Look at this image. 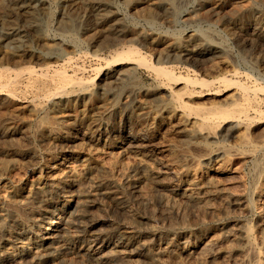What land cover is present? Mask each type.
<instances>
[{"label":"bare ground","instance_id":"obj_1","mask_svg":"<svg viewBox=\"0 0 264 264\" xmlns=\"http://www.w3.org/2000/svg\"><path fill=\"white\" fill-rule=\"evenodd\" d=\"M62 1H67L74 9V5L78 0ZM147 1L150 2V8L153 9L164 7L167 12L170 10L171 13L177 10V0ZM16 5H20L19 7L23 10H30L29 8L31 7L29 4H25L23 0H16ZM93 6L98 22H110L113 15L110 12L107 0H93ZM30 11L32 12L33 10ZM71 17H67L66 21H63L64 24H62V26L60 25L63 30H66L68 27L70 28V26H67L68 22L71 23L69 20H76L75 18L71 19ZM33 19H35V17ZM116 22L112 24L117 27L112 28V26H110V29H108L109 27L107 28V35L117 33L121 31L122 28L124 29V27L118 28L121 26ZM256 36H264V23L256 28ZM149 38H151V34L147 32H140L135 35V39L141 41L148 40ZM241 39L244 41L249 40V38L245 36H241ZM202 42L203 38L191 36L186 40H181L170 45L166 49V52L169 53L172 51L173 53L174 51L177 54L180 53V55L185 56L187 59H192L195 55L197 56V54L205 53V51H199V46H201ZM210 50L211 53H220L223 47L212 45ZM114 62L116 64V69L112 72L111 76L109 75V81L106 80L108 83L120 82L121 84H125L135 73L139 72L138 70L141 67H146L154 73L155 79L158 82L157 88L153 91L145 90V93L147 91V94L149 93L160 100L154 113V121L158 125L177 124L179 130L182 132L181 135H183L184 143L178 146L179 148L175 145L171 146L169 149L170 158L168 160L157 159L159 160L157 161V156L155 159L152 158L153 156H150L153 152H149L151 153L150 155L147 152V154H145L139 145L140 143L138 144L137 142L136 144L137 136H135V134L127 136L128 138L124 139L117 136L118 139H120L116 146L118 151L114 152L111 150L112 152H108L113 156L112 159L114 160L111 162H107L106 160L105 162L103 158V155L106 154L104 153V149L106 146H109V144L106 145V143H104L105 146L100 148L98 146H96V148H92V146L87 148V146H85V150L81 143H79L80 141L77 140L78 136L76 132H71L69 131L70 129H64L56 124L55 126L50 125L51 121L45 122V120H43V122L39 124V128L36 132V138L39 141L47 140L49 143L48 146H52L54 143H58L55 141L68 140L74 143V150H70L69 147L71 146L68 147V150L67 145V150L65 152L62 151L61 155L58 157H53L50 154L47 157V159L49 158L50 160L45 163L44 169L40 172H36L31 182L28 180L26 188L27 196L40 199L38 202L39 206L37 209L30 211L26 217V222L25 220L16 219L17 221H15L14 224L16 226V232L5 230L6 232L0 235V245L3 244L4 247V250H0V264H53L52 256L63 247L71 252H78L88 256L90 259H103L107 264L116 262L113 257H116V254H122L127 256V258L129 257V264H167V261L169 264H264V204L261 202L262 200L264 202V189L262 188V192L257 190L256 187L253 189V185L257 184L259 180L261 181V178L264 177V139H262L260 143L257 141V143H255L252 141L253 138L250 139L249 136V131L253 126L264 119V116L260 117L262 113L259 108L263 106H260L261 104L258 99V92H263L264 87H253L249 86L247 83L244 84L243 82L233 81L234 79L220 78L218 81L225 85L228 84L229 87H232L231 89H233V91L226 98V101H224L226 102V106L217 104L215 103L216 101H213L212 104L211 102L208 103L211 105L207 106L201 105L200 100L206 99L208 102L209 100H213L211 97L213 95L214 98L216 92H214L212 86L214 80L208 81L198 78L195 75L197 72H195L194 69L191 70L189 67L187 68L188 77L178 76L176 72H174L173 66H156L149 62L146 57L139 53L137 47H128V49L118 53ZM64 63L65 67H70L71 59H65ZM175 68L177 69L178 66ZM34 69L35 68L25 67L17 72L14 70L15 72L11 73L12 75L8 74L6 76H1V74L0 79L3 84L10 83L15 87L25 82L29 87L37 89V92L39 89L44 97H50V100L48 99L49 101L52 99L56 100L58 97H65L66 99H64V102H75L81 99L86 101L87 99L89 101L94 100L93 102L96 104L97 102H102V100L108 96L109 89L100 83L97 86H92V88L87 85L85 80L84 82L75 83V79L69 78L66 75L67 72L65 73V71L62 70H54L55 72H53V70L50 71L49 69H43L41 71ZM233 72L234 74L238 73L236 71ZM189 73H192V75ZM91 82L92 81L89 83ZM124 88L126 87L124 86ZM126 89L128 91V88ZM136 90H129L127 96L129 97L136 92ZM152 96L151 98H154ZM113 99H115V97ZM82 102L85 103L84 101ZM77 103H75V106ZM113 103L114 105L116 104L115 102ZM57 106H61L59 100L54 101L52 110L55 111ZM98 106L100 107V105ZM105 106L103 107L105 108ZM40 108L34 107L33 105V109L29 113L32 112L37 114L40 112ZM101 111H103V108ZM83 112L85 113V110H83ZM93 112L95 113V111ZM98 112L99 113L96 112L98 115L93 114L99 117L100 111L98 110ZM95 116L93 117L94 120L96 118ZM88 117L90 118L92 115ZM83 118L85 119V117ZM103 118H105V116ZM152 118L151 120H153ZM255 119H259V121ZM103 120L105 121V119ZM112 120L113 119L110 121L112 122ZM154 121L153 123H155ZM70 123L72 122L70 121ZM82 123L83 122H81V124ZM227 123L233 125L232 128H234V132L232 134L233 137L236 138V146L234 145L235 148H233L234 146L232 147L235 151H233V149L231 151L237 153L236 151H246V148H249L247 150L255 155L254 162H252L253 165L251 166L252 171L250 173L252 174L251 179L253 181L251 188H241L238 186L241 174L239 176L236 171L226 170L222 166H219L220 168L217 170H215L216 167H211L206 171H201L199 167L192 168L190 166L195 161L198 163V156L193 155L190 149H188L190 146H195L196 149L197 147H202L201 149L205 148V154L203 156L201 155L203 159L215 160V162L216 159H224L229 154L231 147H227L228 149L225 150H220L221 148L213 150V148H211V146H213V141L217 139L219 133L225 130V125ZM99 124L97 126H99ZM107 124L109 126L111 125L109 123ZM153 126L155 125L153 124ZM108 130L109 129H107V131ZM105 131L101 130L100 126L93 131L90 130V132H88V138L92 143H88L96 144L103 140V133ZM0 133L11 137L14 135V131L8 128H0ZM109 133L116 135L114 131ZM153 133L149 134L153 135ZM110 137L115 138V136ZM261 138H264V135H262ZM233 141H235L234 138ZM82 142H85V140H82ZM51 149L52 148L49 150L51 151ZM127 151L133 152L132 154H135L137 158H135L136 160L134 163L124 161L126 165H121V159L125 158H123V154ZM26 156H29L32 160L39 158L40 155L34 150L33 152L27 153ZM194 165L196 166V164ZM80 168L84 170L85 177H87L86 179H89V182H93L92 186L88 189L84 186L85 182L81 179L82 177H79L80 174H77ZM116 170L121 172L117 174L118 172L116 173ZM250 176L251 175H249V177ZM236 185L238 188L235 187ZM120 189H129L136 193V195L138 193L139 198H137L138 206H136V210L131 209L132 211H129L127 207L124 206V198L119 194ZM98 190L107 195H112L117 207L122 211V215H124V217L120 219L121 221L114 222L113 224L109 223L111 231L118 235L114 237L115 239L113 242H108L99 237L98 234L92 235L88 242H84V244L83 242L80 245L63 243V241H66L64 239L65 235L72 231L74 223H77V221L81 222L85 215H87L85 207L88 198L94 195ZM214 202H218L219 207H215ZM89 203L91 204L90 201ZM233 207L241 213L254 216V220L250 222L249 220L238 221L234 219L231 215V211L236 210H232L231 208ZM84 212L86 214H84ZM95 215L93 214V217H90L91 219L89 218L90 220L87 218L92 224L101 222L100 219L94 217ZM216 215H218V217L215 222H213V217H216ZM90 216H92V213ZM208 216L211 218L210 220H212L209 227L207 226L208 223H205ZM174 219H176V221L179 219V223H173ZM24 223L27 224L26 232H17L24 226ZM81 225L82 229H84L82 223ZM175 225H179V228L176 227L177 229H173ZM10 243H16L18 246L8 248ZM106 248H110L109 252L105 251ZM56 255L58 256V254Z\"/></svg>","mask_w":264,"mask_h":264},{"label":"rangeland","instance_id":"obj_2","mask_svg":"<svg viewBox=\"0 0 264 264\" xmlns=\"http://www.w3.org/2000/svg\"><path fill=\"white\" fill-rule=\"evenodd\" d=\"M23 1L25 4L27 3L31 6L29 9L33 10L32 12L28 9H21V7H19L20 5H16V0H0V75L2 74L1 76H6L25 67L35 68L34 70L39 71L43 69H49L50 71L53 70V72L62 70L65 71V73L67 72L66 75L69 78L75 79V83L84 82L85 80L90 87L97 86L100 83L109 89V93L102 102H97L96 104L93 102L94 100H91V102L87 99L86 101L81 99L75 102H64V99H66L65 97H58L56 100L52 99L49 101L50 97H44L39 89L37 92V89L29 87L25 82L15 87L10 83L3 84L0 79V128H8L14 131L13 137L0 133V235L6 231L16 232V226L14 225L15 221L25 220L26 222V217L30 211L38 208V202L40 199L27 196L26 188L28 180L31 182L35 173L44 169L45 163L50 160L49 158L47 159V157L50 154L53 157H58L61 155L62 151L65 152L69 146H71L69 147L70 150H74V143L68 140L55 141L58 143H54L52 146H48L49 143L47 140L39 141L36 138V132L39 128V124L43 122V120H45V122L51 121L50 125L55 126L56 124L64 129H70L69 131L71 132H76L78 136L77 140L80 141L79 143H81L85 150V146H87V148L91 146L92 148H96V146L100 148L105 146L104 143H106V145L109 144V146H106L104 149V153L107 154L103 155L105 162L106 160L107 162L114 160L112 159L113 156L108 152L118 151L116 146L120 139H118L117 136L124 139L128 138L127 136L135 134V136H137L136 144L137 142L138 144L140 143L139 145L145 154L148 153L150 155L153 152L150 155L151 157L153 156V159H155L156 156L160 157H156V160H168L170 158L169 149L171 146L175 145L178 147L184 143L183 135H181L182 132L179 130L177 124L158 125L154 121V113L160 100L149 93L147 94V91L145 93V90L153 91L158 86V82L152 71L146 67H141L138 70L139 72L135 73L129 81L127 80V85L126 83L121 84L120 82L108 83L110 79L109 75L111 76L112 72L116 69V64L114 62L116 56H118V53L123 50L128 49V47H137L139 53L156 66H173L174 72H176L178 76L181 75V77H188L189 75H187L186 70L189 67V69H194V71L197 72L195 75L198 78L206 79L208 81L214 80V83L212 84L214 92L216 91L219 94L215 92L214 98L213 95L211 97L213 100L210 98L212 101L209 100V102L208 100L206 101V99L200 100L201 105L209 106L213 101H216L215 103L226 106V102L224 101H226V98L232 93L233 89H231L232 87H229L228 84L227 86L218 81L220 78L234 79L233 81L243 82L244 84L247 83L249 86L253 87H264V36H256V28L264 23V0H230L225 2L223 0H177V10L174 11L175 13H171L170 10L167 12L164 7H158L156 9L150 8V2L147 0H107L113 17L110 22L102 23L97 21L93 0H78L74 5V9L67 3V1L62 0ZM29 15H33L35 19H33V16ZM69 16L71 19L75 18L76 20H69L71 23L68 22L67 26H70V28H66V30L68 29L66 31L63 30L61 26ZM113 22H116L121 26L118 28L124 27V29L122 28L121 31H118L117 33L107 35L106 30L110 29V26H112V28L117 27L112 24ZM140 32L151 34V38L145 41L135 39V35ZM191 36H194L195 38H203V42L201 43V46H199V51H205V53L197 54L194 58L187 59L185 56L180 55V53H178V55L174 51L173 53L172 51L169 53L166 52V49L170 45L181 40H186ZM241 36H245L246 38H249V40L244 41L241 39ZM212 45L223 47V50L220 53H211L210 49ZM68 58L71 59V64L70 67H65L64 61ZM177 66L178 68L176 69L175 67ZM233 71L238 73L234 74ZM192 73L189 74L192 75ZM90 81L92 82L89 83ZM252 83L255 84L253 85ZM124 86L128 88V91ZM133 89H137L136 92H134L135 94L133 93L128 97L127 94L129 90ZM258 93V99L261 104L260 106H263L262 108H259L262 113L260 115L261 117L264 116V91ZM150 95L154 98H151ZM113 96L116 100L113 99ZM57 100H59L61 106H57V109L53 111L52 104ZM113 102L116 104L114 105ZM210 102L211 104H208ZM75 103H77L76 106ZM33 105L34 107H41L39 113H29L33 109ZM96 105H100V107H97ZM103 106H105V108ZM100 108H103V111H101ZM97 109L100 111L99 117L95 116L98 115L96 112L99 113ZM83 110H85V113ZM91 110L95 111V113ZM109 114L112 116L110 117ZM91 115L92 117H90V119L88 116ZM93 115L96 117L95 120ZM104 116L105 118H103ZM76 117L78 118V121ZM83 117H85V119ZM110 118L113 119V123L110 121ZM151 118L153 120H151ZM103 119H105V121ZM255 120L259 121V119ZM70 121L72 123H70ZM80 121L83 123L81 124ZM89 121L93 124H90ZM153 121L155 123H153ZM107 123L112 124L109 126ZM149 123L151 127L149 126ZM98 124L101 130H106L103 133L104 138L96 143L97 145L91 144L92 142L88 138V132L99 128V126H97ZM153 124L155 126H153ZM232 127V124L227 123L225 125V130L217 135V139L213 141V146H211L213 150L220 148V150H225L231 147L229 154L224 159H216V162L215 160L203 159L202 156L205 154L206 149H201L202 147H197L196 149L195 146H190L188 149H190L193 155L198 156V163L195 161L190 166L192 168L199 167L201 168V171H206L211 167H216L215 170H217L220 168L219 166H222L229 171H236L239 176L241 174V178L239 177L240 184L238 183V186L241 188H251L253 181L251 179L252 174L250 173L252 171L251 166L253 165L252 162H254L255 155L247 150L249 148H246V151L241 150L242 153L245 151L243 155L240 150L236 151L237 153L231 151L236 146V138L233 137L232 134L234 128ZM107 129L110 131H107ZM113 131L116 135L109 133ZM149 133H153V135ZM249 133L250 139L253 138V142L260 143V141L264 139L261 138L262 135H264V119L253 126ZM110 136H115V138ZM232 137L235 141H233ZM82 140H85V142H82ZM50 148H52L51 151L49 150ZM34 150L40 156L37 159H32V161L31 158L26 155ZM233 151L235 150L233 149ZM132 153L133 152L131 151H127L123 154V158H125L121 159V165H126L125 162H135V158L137 157ZM12 156L16 159H13ZM194 164H196V166ZM120 172L121 171L116 170L117 174ZM77 174H80L79 177H82L81 179L85 182L84 186H86L87 189L92 186L93 182H89V179H86L87 177H85L82 168L78 170ZM249 175L251 176L249 177ZM238 186L236 185L235 187L238 188ZM253 186V189L256 187L257 190L262 192L264 189V177ZM125 190L126 189L119 190L120 196H123L124 198V206L127 207L129 211L136 210V206H138L137 198H139L138 193L136 195V193L129 189H127L126 192ZM98 191L95 192L96 195H91L88 198L85 207V212L87 211L85 217H87H84L81 222L77 221V223H74L72 231L65 235L64 239L66 241H63V243L66 242L67 244L72 243L80 245L83 242L84 244V242H88L92 235L98 234L99 237L108 242L114 241V237L118 234L111 231L109 223L113 224L114 222L121 221L120 219H122L124 215H122V211L117 207L112 195L102 193L100 190ZM261 202L264 204L263 200ZM214 206L219 207L218 202H214ZM231 209L236 210L231 211V215L238 221L249 220L251 222L254 220V216L252 215L241 213L234 207ZM85 212L84 214H86ZM91 213L92 216H90ZM93 214H96L94 217L100 219L101 222L98 224H92L89 220L93 217ZM217 217L218 215L213 217V222H215ZM87 218L90 219L88 220ZM210 219L209 216L206 218L205 223H208V227L211 225L210 222L212 220ZM179 221V219H177V221L174 219L173 223L177 224ZM84 222H87V225ZM81 223L83 224L84 229H82ZM88 223H91L92 225ZM26 227L27 224L24 223V226L17 232H26ZM176 227L179 228V225H175V228L173 229H177ZM16 246H18L16 243H10L8 248ZM106 249L105 251L109 252L110 248ZM0 250H4L3 244L0 245ZM56 254H58V256ZM113 257L118 263L111 262L110 264H129L130 262L128 260L129 257L127 258V256L122 254H116V257ZM52 263L107 264L103 259H90L88 256L78 252H71L64 247L52 256ZM166 263L169 264L168 261Z\"/></svg>","mask_w":264,"mask_h":264}]
</instances>
